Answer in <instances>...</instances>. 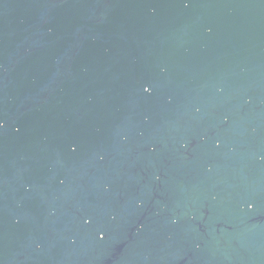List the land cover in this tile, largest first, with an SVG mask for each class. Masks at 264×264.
<instances>
[{"label": "water", "instance_id": "water-1", "mask_svg": "<svg viewBox=\"0 0 264 264\" xmlns=\"http://www.w3.org/2000/svg\"><path fill=\"white\" fill-rule=\"evenodd\" d=\"M0 125V264H264V0H0Z\"/></svg>", "mask_w": 264, "mask_h": 264}, {"label": "clouds", "instance_id": "clouds-1", "mask_svg": "<svg viewBox=\"0 0 264 264\" xmlns=\"http://www.w3.org/2000/svg\"><path fill=\"white\" fill-rule=\"evenodd\" d=\"M144 91H149V89H148V88H145ZM0 127H2V125H0ZM251 207H252V206L249 205V209H250V210H251Z\"/></svg>", "mask_w": 264, "mask_h": 264}, {"label": "snow or ice", "instance_id": "snow-or-ice-1", "mask_svg": "<svg viewBox=\"0 0 264 264\" xmlns=\"http://www.w3.org/2000/svg\"><path fill=\"white\" fill-rule=\"evenodd\" d=\"M145 92H148V91H145Z\"/></svg>", "mask_w": 264, "mask_h": 264}]
</instances>
